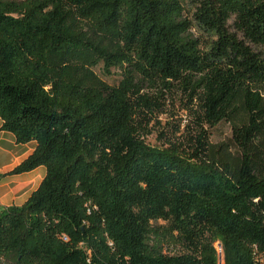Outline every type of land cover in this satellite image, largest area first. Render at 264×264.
<instances>
[{
	"label": "trees",
	"instance_id": "16d2710c",
	"mask_svg": "<svg viewBox=\"0 0 264 264\" xmlns=\"http://www.w3.org/2000/svg\"><path fill=\"white\" fill-rule=\"evenodd\" d=\"M0 120L45 170L0 264H264V0H0Z\"/></svg>",
	"mask_w": 264,
	"mask_h": 264
},
{
	"label": "crops",
	"instance_id": "0c3cea01",
	"mask_svg": "<svg viewBox=\"0 0 264 264\" xmlns=\"http://www.w3.org/2000/svg\"><path fill=\"white\" fill-rule=\"evenodd\" d=\"M0 120V208L22 205L41 183L45 170L37 169L20 175H7L32 153L35 144H16L11 133L1 130Z\"/></svg>",
	"mask_w": 264,
	"mask_h": 264
},
{
	"label": "rangeland",
	"instance_id": "374dc122",
	"mask_svg": "<svg viewBox=\"0 0 264 264\" xmlns=\"http://www.w3.org/2000/svg\"><path fill=\"white\" fill-rule=\"evenodd\" d=\"M10 1H25V0H10ZM95 73L102 78L103 80L107 81L108 83L112 84L118 80L116 74L112 77H106L101 68H96ZM169 113L167 115H161L156 118L157 123L153 125L151 128V134L146 136L145 144L148 145L150 148L154 149H164L166 146L163 145V140L161 139L159 132L160 131H176V128L182 129L186 124V117L185 114L180 110L177 105L174 108H169ZM209 142L213 145H218L222 143L231 144L232 139V129L228 123H220L212 128H209ZM173 134V133H171ZM179 134V133H177ZM180 140V139H179ZM182 141V140H181ZM41 170L44 172V168L40 167ZM214 249L217 254L218 264H224L223 253L221 245L217 242L214 244Z\"/></svg>",
	"mask_w": 264,
	"mask_h": 264
}]
</instances>
